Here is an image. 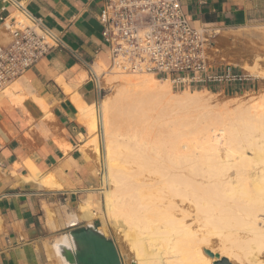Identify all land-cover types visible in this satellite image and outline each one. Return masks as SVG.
I'll use <instances>...</instances> for the list:
<instances>
[{
    "label": "bare ground",
    "instance_id": "1",
    "mask_svg": "<svg viewBox=\"0 0 264 264\" xmlns=\"http://www.w3.org/2000/svg\"><path fill=\"white\" fill-rule=\"evenodd\" d=\"M238 64L264 80L261 60ZM95 74L99 85L121 82L89 131L103 149L98 215L122 237L127 259L213 264L208 250L231 264H264V89L220 98L206 88L173 92L149 72ZM60 244L70 245L68 232L53 244L68 264Z\"/></svg>",
    "mask_w": 264,
    "mask_h": 264
},
{
    "label": "crops",
    "instance_id": "2",
    "mask_svg": "<svg viewBox=\"0 0 264 264\" xmlns=\"http://www.w3.org/2000/svg\"><path fill=\"white\" fill-rule=\"evenodd\" d=\"M16 1L61 42L0 88V264H59L57 237L86 224L103 229L100 142L89 122L104 97L91 72L110 66L99 22L105 0ZM179 1L196 27L236 28L264 17V0ZM1 2L0 16L17 15Z\"/></svg>",
    "mask_w": 264,
    "mask_h": 264
},
{
    "label": "built area",
    "instance_id": "3",
    "mask_svg": "<svg viewBox=\"0 0 264 264\" xmlns=\"http://www.w3.org/2000/svg\"><path fill=\"white\" fill-rule=\"evenodd\" d=\"M16 16H0L7 40L0 41V88L20 77L50 50L60 36L43 25L27 6L1 0ZM110 66L125 72H149L168 78L173 88L208 87L237 93L255 87L256 77L236 64L209 62L208 27H196L179 0H105L99 15ZM92 81L100 88L95 72Z\"/></svg>",
    "mask_w": 264,
    "mask_h": 264
},
{
    "label": "rangeland",
    "instance_id": "4",
    "mask_svg": "<svg viewBox=\"0 0 264 264\" xmlns=\"http://www.w3.org/2000/svg\"><path fill=\"white\" fill-rule=\"evenodd\" d=\"M208 33L211 35L210 44L208 46V58L211 64L217 65L223 62L226 64H236L240 66L238 64L239 61H243L245 59L246 60L256 59V58L261 60V62L264 64V17L256 22H252L247 25L236 28H228V29L208 28ZM234 61H236L237 63H235ZM119 83L121 82L101 81L100 88L102 89V97L103 96L106 97L107 95H112L113 92L116 91ZM258 87H260L259 90L264 89V80H261V82H259L258 79L256 78L255 87L251 88L250 90H256ZM201 88H205V87H201ZM201 88H196V89H201ZM171 89L173 90V92H180V90H182V89L173 88L172 85H171ZM206 89L211 93L217 94L218 97L220 98L241 93V92L223 93L221 89L216 90V89H210L208 87H206ZM102 150H103L102 143L100 141L99 155L101 157L103 153ZM100 156H99V160L101 158ZM99 160L97 161L99 162V176L101 181L103 168L101 166L102 159L101 161ZM98 193H99L98 196H100L101 194L100 191H98ZM100 212H102V209ZM102 220L104 222L102 231L106 237H108L114 242L118 254L120 256L121 264H133V261L127 259L126 257L127 247L124 244L122 237L115 232L112 225L105 223L103 218ZM101 228H102V224H100V228L97 229L100 230ZM213 247L217 250L215 243L213 244ZM229 261L232 263L231 260Z\"/></svg>",
    "mask_w": 264,
    "mask_h": 264
},
{
    "label": "water",
    "instance_id": "5",
    "mask_svg": "<svg viewBox=\"0 0 264 264\" xmlns=\"http://www.w3.org/2000/svg\"><path fill=\"white\" fill-rule=\"evenodd\" d=\"M70 245H58L59 254L68 264H121L114 242L93 224L73 227L68 231ZM213 264H231L226 257L212 254Z\"/></svg>",
    "mask_w": 264,
    "mask_h": 264
}]
</instances>
